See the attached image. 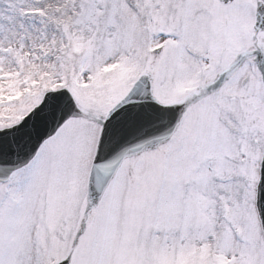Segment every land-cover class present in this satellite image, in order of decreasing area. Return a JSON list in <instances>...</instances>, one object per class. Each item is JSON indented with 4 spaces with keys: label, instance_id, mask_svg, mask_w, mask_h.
<instances>
[{
    "label": "snow or ice",
    "instance_id": "obj_1",
    "mask_svg": "<svg viewBox=\"0 0 264 264\" xmlns=\"http://www.w3.org/2000/svg\"><path fill=\"white\" fill-rule=\"evenodd\" d=\"M0 264H264V0H0Z\"/></svg>",
    "mask_w": 264,
    "mask_h": 264
}]
</instances>
